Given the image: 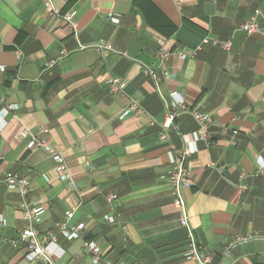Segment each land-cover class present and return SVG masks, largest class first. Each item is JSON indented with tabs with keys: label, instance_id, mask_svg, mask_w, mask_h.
Segmentation results:
<instances>
[{
	"label": "crops",
	"instance_id": "crops-1",
	"mask_svg": "<svg viewBox=\"0 0 264 264\" xmlns=\"http://www.w3.org/2000/svg\"><path fill=\"white\" fill-rule=\"evenodd\" d=\"M256 11L259 30L249 35L240 28ZM162 47L171 49L167 79ZM147 68L189 111L166 140ZM110 78L125 87L114 92ZM132 102L142 112L122 118ZM193 111L210 119L184 192L197 244L211 264H264V0H0V264H42L12 243L27 224L9 174L44 207L37 228L55 264H93L86 243L103 264H197L185 256L170 182L172 155L198 129ZM32 139L65 157L76 190ZM74 209L72 224L85 228L69 241L57 226Z\"/></svg>",
	"mask_w": 264,
	"mask_h": 264
},
{
	"label": "built area",
	"instance_id": "built-area-1",
	"mask_svg": "<svg viewBox=\"0 0 264 264\" xmlns=\"http://www.w3.org/2000/svg\"><path fill=\"white\" fill-rule=\"evenodd\" d=\"M47 4L52 6V0H45ZM260 15V11H256L255 16L241 26V31L252 35L259 30V25L257 18ZM75 13H69L63 16V19L70 25L71 30L75 37L78 35V26L74 22ZM111 21L117 22L116 19L110 18ZM204 43H208V40H205ZM224 48L229 49L230 44H224ZM171 55V49L167 47H162L158 53L159 60V69L163 72L165 79L168 78L166 64ZM187 54L181 53L180 58L186 59ZM52 63L51 65H53ZM3 69V68H2ZM146 73L151 77L154 83L155 92L163 103L165 109V120L161 124L163 133L161 135L162 140L167 139V134L175 127V123L180 114L189 112L185 102L182 98H179L176 94H171L170 98L165 94L163 90V80L157 75V71L151 68L146 69ZM109 86L114 92L121 91L125 84L119 79L110 78L108 81ZM10 110H17L16 106H7L5 113H8ZM142 112V109L136 102H132L125 112L123 113L122 118H125L132 112ZM195 121L198 124V129L194 131L191 135H186L183 137L184 148L176 156L172 155L171 157V171H170V182L172 184L173 195L175 197V207L181 214L183 223L188 231L189 239V250L186 253V258L188 260L194 261L197 264H211L212 260L207 257L198 246L195 234L193 232L187 202L185 200L184 192L189 189L191 186L189 179V158L197 152V143L206 139L205 128L209 123V116L202 113L193 111L190 112ZM25 137L27 133L23 134ZM29 148L31 150H43L49 153L56 165V169L60 174L62 182H65L70 189L76 190V184L72 178L68 164L65 157L54 151L51 146H49L44 141H38L32 139L29 142ZM5 186L11 191H18L21 195V219L27 224V227L18 235V237L12 241L15 247L21 248L25 254L26 258L31 262H40L42 264H55L54 254L50 250L49 246L43 245L40 240V232L38 231L37 225L40 222L41 216L44 213V207L42 205H36L33 202L28 200L29 188L28 182L25 179L19 178L17 175L9 174L5 179ZM246 189V187H242ZM114 198L109 197L108 203L112 204ZM76 209L68 212L64 222L58 224V234L61 235L66 240H78L81 238L82 231L85 226L83 224L73 225L72 220L75 216ZM105 219L111 223L114 222V218L106 216ZM0 226L6 227L7 220L0 216ZM86 249L92 255L93 264H103L101 259L100 249L96 244L86 243ZM104 264H115L111 262H106Z\"/></svg>",
	"mask_w": 264,
	"mask_h": 264
}]
</instances>
